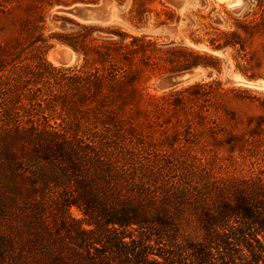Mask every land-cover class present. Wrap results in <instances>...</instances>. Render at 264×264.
Returning <instances> with one entry per match:
<instances>
[{
  "label": "trees",
  "instance_id": "obj_1",
  "mask_svg": "<svg viewBox=\"0 0 264 264\" xmlns=\"http://www.w3.org/2000/svg\"><path fill=\"white\" fill-rule=\"evenodd\" d=\"M66 20L76 29L49 37L79 55L80 65L51 64L43 56L51 45L37 46L33 62H23L21 53L26 47L18 40L0 45V69L5 65L18 69L13 83L0 77V264H110L113 256L120 257L121 264H152L149 243H136L133 238L127 242L124 236L133 234L124 232L141 228V235L143 227L154 220L167 225L184 210L193 214L201 211L205 230L232 211L241 215L243 226L255 227V235L264 232L262 178L236 189V202L230 205L223 201L216 215L208 209L212 198L191 196L186 188L169 194L172 202L168 205L148 208L155 201L150 191H121L115 184L123 170L115 164L107 143L108 136L115 135L112 129L128 123V118L119 114L139 113L143 103H148L195 111L210 121L218 115L219 104L211 112L215 95L232 90L210 80L152 96L141 91L142 72L161 68L174 73L196 67L219 72L221 60L190 46L161 47L144 34L118 32L114 37H95L94 25ZM250 21L239 24L249 30ZM31 34L26 32L24 37ZM205 34L209 47L232 49L235 67L242 75L264 79V44L253 53L235 30H206ZM189 37L193 42L201 41ZM39 81L45 89L37 87ZM72 205L95 227L105 225L109 230L103 235L107 236L105 241L93 238V229L81 226L71 215ZM118 228L121 231L117 232ZM245 229H241L242 236L223 231L218 240L187 242L192 264H206L213 257L211 243L221 251L234 250L238 240L247 242L251 249L252 239L260 244L258 236H243ZM61 236L88 238L72 243ZM106 250L112 255L106 256Z\"/></svg>",
  "mask_w": 264,
  "mask_h": 264
},
{
  "label": "rangeland",
  "instance_id": "obj_2",
  "mask_svg": "<svg viewBox=\"0 0 264 264\" xmlns=\"http://www.w3.org/2000/svg\"><path fill=\"white\" fill-rule=\"evenodd\" d=\"M77 4L104 5V17L98 21L82 22L65 12ZM262 18L264 0H0V45L18 40L22 47H26L21 53L23 62L36 60L34 51L37 46L45 48L51 45L43 54L51 64L80 65L79 55L55 37H49L75 30L74 24L66 20L72 19L94 25L95 37H114L118 32L144 34L161 47L173 44L190 46L218 57L221 60L219 72L202 67L180 71H188L184 79L169 85L164 82L165 78L180 72L168 73L160 68L144 70L140 81L141 91L152 96H160L169 89L183 88L194 82L220 81L224 89L232 90L215 95L211 112L218 104L219 108H216L218 115H214V119L206 121L195 111L143 103L139 113L119 114L121 118L127 117L128 123L119 130L112 129L111 134L115 135H109L107 143L115 164L123 170L115 181L121 191H150L155 201L147 205L149 208L158 204L168 205L172 202L169 194L186 188L193 194L191 196L212 198L208 209L216 215L223 201L230 205L236 202V189L250 186L258 178L264 179V90L232 82L235 76L246 81L264 79L242 75L235 67L231 48L211 52L213 48L207 45L205 31L235 30L245 41L246 48L258 53L264 44ZM247 21H250L249 30L239 24ZM29 31L31 36L25 38ZM189 36L201 41L193 42ZM59 50L64 54L60 61L56 55ZM17 74L18 69L11 65L0 69V77L10 83L15 81ZM42 81L37 83L39 89ZM45 88L46 85L42 89ZM70 212L81 221L83 228L93 229V238L105 241L107 236L103 235L109 233L105 225L99 223L95 227L75 205L70 207ZM200 212L193 214L184 210L182 216L167 225L154 220L149 227L144 225L143 234L140 235L141 228H136L132 232H124L133 236L126 235L123 239L149 243L147 251L150 252L149 258L154 260L152 264H192L187 254V242L218 240L223 231L231 234L229 236H242L241 229L246 227L243 236H258L260 244L252 239L251 249L247 242L238 240L234 250L221 251L211 243L214 255L206 264H264L263 231L255 235V227L243 226L241 215L232 211L213 221L214 225L205 230ZM61 237L71 239L72 243L88 238ZM96 244L100 246V243ZM104 254L111 256L112 252L106 250ZM174 256L176 260L171 261ZM119 261L118 256L109 259L110 264H118Z\"/></svg>",
  "mask_w": 264,
  "mask_h": 264
},
{
  "label": "water",
  "instance_id": "obj_3",
  "mask_svg": "<svg viewBox=\"0 0 264 264\" xmlns=\"http://www.w3.org/2000/svg\"><path fill=\"white\" fill-rule=\"evenodd\" d=\"M104 5L97 6L91 4H77L65 10L66 13L76 17L82 22H93L101 20L104 17L105 10L103 9ZM213 53H218L217 50H211ZM57 60H61L63 57V50H59L56 52ZM186 72H180L176 74H172L165 78L164 82L166 84L172 85L175 83L180 82L184 79ZM232 82L238 84H244L247 86H253L264 90V80H254V81H246V80H239L238 77H233Z\"/></svg>",
  "mask_w": 264,
  "mask_h": 264
},
{
  "label": "bare ground",
  "instance_id": "obj_4",
  "mask_svg": "<svg viewBox=\"0 0 264 264\" xmlns=\"http://www.w3.org/2000/svg\"><path fill=\"white\" fill-rule=\"evenodd\" d=\"M53 58L55 59V56H54V54H53Z\"/></svg>",
  "mask_w": 264,
  "mask_h": 264
}]
</instances>
